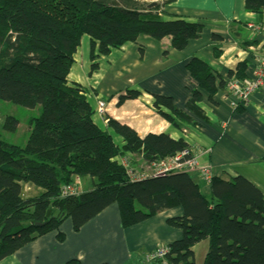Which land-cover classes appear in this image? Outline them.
Masks as SVG:
<instances>
[{"label":"trees","instance_id":"trees-1","mask_svg":"<svg viewBox=\"0 0 264 264\" xmlns=\"http://www.w3.org/2000/svg\"><path fill=\"white\" fill-rule=\"evenodd\" d=\"M173 1L0 0V101L30 110L41 108L39 117L28 122L30 135L25 146L0 137V261L52 232L62 242L59 227L65 220L70 219L73 231L78 232L116 204L123 229L166 210H183L181 217L166 221L167 226L181 231V239L166 246L168 253L154 264H195L193 248L202 241L208 245L202 264H264V205L253 185L242 177L212 178L205 196L188 172L133 181L128 171L135 172L128 160H116L114 143L94 123L97 111L87 99L89 93L68 84L84 36L89 38L92 70L101 56L135 43L140 36L168 39L175 51L198 39L201 24L163 11ZM152 4L155 6L150 7ZM244 10L264 24V0H244ZM186 69L197 89L191 92L185 110L204 118L203 100L213 102L233 76L221 78L197 57ZM235 77L244 78L240 66ZM139 96L137 91H126L118 96V105ZM152 109L175 127L178 121L194 124L170 98L153 97ZM103 119L129 152L138 145L146 148L143 161L151 174L155 162L189 150L181 139L165 134L140 138L130 127L106 116ZM17 127L16 119H4L3 131L14 133ZM75 178L91 180L92 190L60 197L63 187ZM22 184H31L43 193L22 199Z\"/></svg>","mask_w":264,"mask_h":264},{"label":"crops","instance_id":"crops-1","mask_svg":"<svg viewBox=\"0 0 264 264\" xmlns=\"http://www.w3.org/2000/svg\"><path fill=\"white\" fill-rule=\"evenodd\" d=\"M163 11L168 16L201 24L200 37L191 40L182 51H175L168 39L155 41L140 36L135 43L101 56L97 68L92 70L89 38L84 36L68 75H72L71 85L89 93L87 99L94 110L98 103L104 104L102 113H95L94 123L114 143L116 160L127 159L135 174L154 176L143 161L146 148L138 145L129 152L123 140L106 128L104 116L130 127L140 138L165 134L183 140L196 158L198 169L210 170L211 179L244 178L261 193L264 205V88L252 94L249 104L242 108H232L225 98L226 88L218 91L213 102L203 100L204 118L185 110L191 92L197 89L186 69L188 62L194 57L204 60L226 80L229 74L236 79L240 66L243 77L249 78L264 53V36L253 30L262 20L244 10V0H174ZM126 91H137L140 96L118 105V96ZM155 96L170 98L173 106L185 112L195 125L178 121L175 127L165 121L152 109ZM190 175L200 193L208 196L210 184L197 171ZM92 186L91 180L78 179L77 193L90 191ZM182 215L183 210L177 207L123 229L118 207L112 204L78 232L73 231L70 219L65 220L59 227L64 236L62 242L57 240V232L49 233L0 264H154L145 263L144 254L182 237L180 230L166 224L168 219ZM207 248L206 241L194 246L195 264L203 263Z\"/></svg>","mask_w":264,"mask_h":264},{"label":"built area","instance_id":"built-area-1","mask_svg":"<svg viewBox=\"0 0 264 264\" xmlns=\"http://www.w3.org/2000/svg\"><path fill=\"white\" fill-rule=\"evenodd\" d=\"M254 31L260 32L264 36V24H259V26H255ZM264 88V53L258 59L256 66L252 69L251 76L249 78L244 79H230L227 85V94L225 98L228 100L232 108H238L240 105L247 106L249 104V100L252 94ZM104 108L103 103H98L96 111L98 113H102ZM154 176L157 175H165L177 172H188L192 173L197 171L204 180L210 184L211 181V173L208 169H198V164L196 158L188 151L183 150L174 156L168 157L164 160L155 162L153 165ZM129 176L133 181H140L147 176L144 175H135L131 171H128ZM77 185L78 178H75V181L63 187L60 193V197H70L77 195ZM168 248L166 246H159L154 250L146 253L144 255L145 263H152L156 261H160L164 258V256L168 253Z\"/></svg>","mask_w":264,"mask_h":264},{"label":"rangeland","instance_id":"rangeland-1","mask_svg":"<svg viewBox=\"0 0 264 264\" xmlns=\"http://www.w3.org/2000/svg\"><path fill=\"white\" fill-rule=\"evenodd\" d=\"M71 81H72V75L68 78L69 85L71 84ZM242 107L245 106L240 105L238 108H242ZM40 113H41L40 107L30 110L10 104L8 102L0 101V119L1 118L3 119V121L0 122V137L9 144L16 145L19 147L25 146L27 139L30 135V128L28 122L30 121V119L39 117ZM8 116L18 121V128L14 133L5 132L2 129L4 119ZM21 186H23V192L21 194L22 199H30V198L38 197L43 193V190L31 184H22ZM86 188L87 187H83V189L85 190Z\"/></svg>","mask_w":264,"mask_h":264},{"label":"water","instance_id":"water-1","mask_svg":"<svg viewBox=\"0 0 264 264\" xmlns=\"http://www.w3.org/2000/svg\"><path fill=\"white\" fill-rule=\"evenodd\" d=\"M153 6H155V4H152V6H150V7H153ZM47 216H49V212L47 213Z\"/></svg>","mask_w":264,"mask_h":264}]
</instances>
